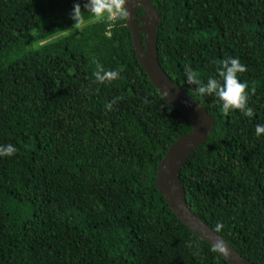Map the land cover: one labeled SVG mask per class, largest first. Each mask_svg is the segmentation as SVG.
<instances>
[{"label":"trees","instance_id":"trees-1","mask_svg":"<svg viewBox=\"0 0 264 264\" xmlns=\"http://www.w3.org/2000/svg\"><path fill=\"white\" fill-rule=\"evenodd\" d=\"M77 2L0 0V144L17 148L0 158V264H229L155 185L189 121L151 84L126 22L73 28ZM151 2L162 70L215 122L179 174L188 206L264 264V0ZM227 57L245 65L252 118L184 83V65L205 82ZM96 62L119 78L97 82Z\"/></svg>","mask_w":264,"mask_h":264},{"label":"water","instance_id":"water-1","mask_svg":"<svg viewBox=\"0 0 264 264\" xmlns=\"http://www.w3.org/2000/svg\"><path fill=\"white\" fill-rule=\"evenodd\" d=\"M130 18L126 26L132 35V45L139 64L161 97L180 110L191 125V132L173 143L159 163L155 185L177 218L196 236L211 245L229 264H253L243 258L229 243L213 231L189 208L180 171L213 131V117L183 92L162 70L158 60L157 35L161 16L151 0H140L135 6L127 5ZM144 13L136 18L137 8ZM223 248V251L220 248Z\"/></svg>","mask_w":264,"mask_h":264},{"label":"clouds","instance_id":"clouds-1","mask_svg":"<svg viewBox=\"0 0 264 264\" xmlns=\"http://www.w3.org/2000/svg\"><path fill=\"white\" fill-rule=\"evenodd\" d=\"M140 0H83V4L77 2L73 4L69 13L73 21V28L79 29L86 21L95 23L109 22V26L116 22H126L130 18V11L127 5L132 7ZM83 8V10H82ZM87 13V16L85 15ZM96 71L93 73L95 80L99 83L111 82L119 78V71L108 70L96 62ZM245 71L238 57H227L221 61V66L217 69V77L209 76L205 82L198 79L196 72L187 64L184 65V83L195 86L194 90L201 98L214 97L218 102L221 111L228 114L231 111L239 110L248 118L253 117V109L248 106L247 85L238 78V73ZM116 99H119L117 97ZM115 100L104 104L106 110H111ZM143 103H148L147 98H143ZM256 136L264 134V124L255 126ZM17 152V148L11 144H0V158L11 157ZM222 224L217 222L215 231H220ZM217 246L213 247L216 250ZM223 251V248H220Z\"/></svg>","mask_w":264,"mask_h":264}]
</instances>
